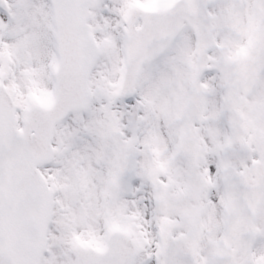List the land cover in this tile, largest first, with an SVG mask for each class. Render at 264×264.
I'll return each instance as SVG.
<instances>
[{"label": "snow or ice", "instance_id": "1", "mask_svg": "<svg viewBox=\"0 0 264 264\" xmlns=\"http://www.w3.org/2000/svg\"><path fill=\"white\" fill-rule=\"evenodd\" d=\"M0 264H264V0H0Z\"/></svg>", "mask_w": 264, "mask_h": 264}]
</instances>
